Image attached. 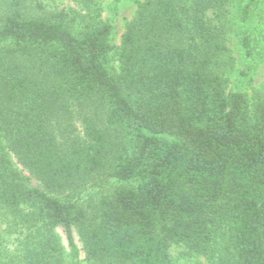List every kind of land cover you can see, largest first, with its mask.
<instances>
[{"label": "trees", "instance_id": "trees-1", "mask_svg": "<svg viewBox=\"0 0 264 264\" xmlns=\"http://www.w3.org/2000/svg\"><path fill=\"white\" fill-rule=\"evenodd\" d=\"M259 1H137L112 72L109 24L0 0V209L29 240L22 264H62L57 228L89 264H172L173 245L264 264V94L226 91L213 69L228 5L253 57L238 28ZM92 183L106 192L85 204Z\"/></svg>", "mask_w": 264, "mask_h": 264}, {"label": "rangeland", "instance_id": "rangeland-1", "mask_svg": "<svg viewBox=\"0 0 264 264\" xmlns=\"http://www.w3.org/2000/svg\"><path fill=\"white\" fill-rule=\"evenodd\" d=\"M39 1L47 11L65 12L74 28L82 26L90 19L109 24L112 50L108 67L112 72L118 71L117 52L121 45L122 35L127 24L136 15L137 1L143 0H95L88 6L73 0ZM238 10L239 6L235 3V5H228L224 11L222 21H225L226 27L221 44L226 47V50L217 55L213 69L225 82L226 91H241L251 95L254 90H257L264 94V0L259 1L250 23L238 28L239 31H249L252 36L256 37L254 55L251 58L244 55L238 43L239 35L236 27H232L235 21L233 18ZM208 13L211 23L219 26L218 12L210 11ZM252 27H256L257 30L252 29ZM241 72H246V75H242ZM75 127L81 133L80 121H76ZM10 160L13 168L21 171L23 175L29 176L27 170L14 156H11ZM31 183L37 185L34 179H31ZM105 192V187L92 183L91 186L88 185L87 188L81 190L80 198L85 204H93ZM55 232L57 243L61 248L62 264H89L75 230H73L74 245L69 244L62 228H57ZM22 233L23 230L17 220L4 209H0V264H22V252L29 242ZM169 254L172 264H219L218 257H216L215 262H211L204 255H186L182 245H173Z\"/></svg>", "mask_w": 264, "mask_h": 264}]
</instances>
